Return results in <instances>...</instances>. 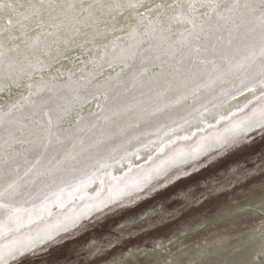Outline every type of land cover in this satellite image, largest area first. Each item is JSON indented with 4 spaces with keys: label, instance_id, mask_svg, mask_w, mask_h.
Returning <instances> with one entry per match:
<instances>
[{
    "label": "snow or ice",
    "instance_id": "6c2138e0",
    "mask_svg": "<svg viewBox=\"0 0 264 264\" xmlns=\"http://www.w3.org/2000/svg\"><path fill=\"white\" fill-rule=\"evenodd\" d=\"M16 5L0 18V264L264 130V0ZM228 193L207 206L216 195L204 196L144 246L116 240L89 259L264 264V180Z\"/></svg>",
    "mask_w": 264,
    "mask_h": 264
},
{
    "label": "rangeland",
    "instance_id": "374dc122",
    "mask_svg": "<svg viewBox=\"0 0 264 264\" xmlns=\"http://www.w3.org/2000/svg\"><path fill=\"white\" fill-rule=\"evenodd\" d=\"M0 3L4 4L0 8V18H14L16 0H0ZM9 3L12 7H8ZM66 67L71 66L66 64ZM194 130V126L185 129L187 132ZM211 134L209 131L208 135ZM195 166L198 171L167 188L152 193L130 207L105 210L83 222L74 231L37 246L11 264H97L106 257L89 259L93 248H106L116 240H120L117 245L119 250L150 243L157 233L168 231L170 226L166 223L172 217L188 212L204 196L216 195L206 201L207 206L225 200L229 195L228 191H237L248 184H259L264 180V130H256L230 142L198 161ZM121 174V169L114 170V175ZM59 211L54 209L56 213ZM54 219L55 217L53 221ZM157 228L159 229L154 231Z\"/></svg>",
    "mask_w": 264,
    "mask_h": 264
},
{
    "label": "bare ground",
    "instance_id": "6f19581e",
    "mask_svg": "<svg viewBox=\"0 0 264 264\" xmlns=\"http://www.w3.org/2000/svg\"><path fill=\"white\" fill-rule=\"evenodd\" d=\"M190 133V132H189ZM141 162H144L143 160H141ZM98 187H99V185L97 184V185H94L92 188H90L88 191L91 193V194H94L95 193V191L98 189ZM226 225L225 224H221V225H217L216 227H214L212 230H210V231H212L213 233H218V234H223V230H225L226 229ZM141 246H144V245H141ZM97 264H100V262L99 263H97Z\"/></svg>",
    "mask_w": 264,
    "mask_h": 264
}]
</instances>
